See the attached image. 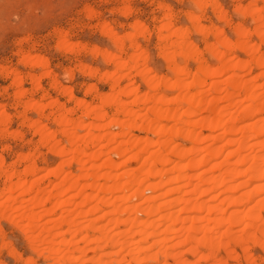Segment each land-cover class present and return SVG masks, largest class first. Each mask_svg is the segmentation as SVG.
<instances>
[{"label": "bare ground", "instance_id": "obj_1", "mask_svg": "<svg viewBox=\"0 0 264 264\" xmlns=\"http://www.w3.org/2000/svg\"><path fill=\"white\" fill-rule=\"evenodd\" d=\"M192 1L203 10L202 0ZM258 2L260 8L252 7ZM216 5L212 13L228 24L234 40L217 28L199 25L200 18L191 12L184 13L194 25L191 30L205 36L204 51L189 39V29L172 26L176 14L169 6L158 5L163 16L155 48L167 62L168 76L155 75L148 67L138 41L149 40L143 24L133 22L131 32L122 36L99 24L115 52L95 46L86 52L100 56L111 71L77 64L79 72L109 82L105 93L94 84L85 87L94 102L77 98L50 72L4 74L11 78L16 109L43 114L45 107L54 108L44 117L54 123L53 130L42 125V119L17 112L21 123L38 136L37 147L60 158L42 173L54 180L41 184L43 169L31 162L39 156L36 148L18 153L22 168L6 166L0 157V218L18 221L32 252L43 255L48 264H261L250 250L264 252V50L249 39L254 36L264 45V0L235 6L237 13L255 22L252 30L233 23ZM119 8L128 13L126 5ZM83 12L95 16L91 8ZM60 34L59 47H78ZM236 50L244 51L246 60L234 57ZM19 55L21 65L48 67L40 55ZM253 68L259 71L252 76ZM132 73L144 85L143 92L128 80ZM43 76L71 108L44 94L37 101L28 96L42 93ZM24 79L32 84L31 91L23 88ZM76 110L81 114L73 117ZM10 116L0 107V126L7 125ZM112 126L119 130L111 132ZM72 127L86 131L78 135ZM73 164L77 170L66 171ZM8 209L13 212L5 214ZM42 219L49 224L40 225ZM5 236L0 228V254L15 259L18 254ZM32 260L24 263L34 264Z\"/></svg>", "mask_w": 264, "mask_h": 264}, {"label": "rangeland", "instance_id": "obj_2", "mask_svg": "<svg viewBox=\"0 0 264 264\" xmlns=\"http://www.w3.org/2000/svg\"><path fill=\"white\" fill-rule=\"evenodd\" d=\"M202 1L204 2L202 7L203 10L196 8L192 0H0V107L5 110L9 116L11 115L10 122L7 125L0 126L1 133L3 134L0 135V157L2 156L4 159L5 165L10 166L14 164L15 166H18V168H22L24 164H19L16 156L19 154L32 153L38 150L36 154L39 156L36 157L37 155H35L31 162L35 163L38 168L43 169L40 173L39 180L40 182L43 180L41 184L46 185L49 181L54 180V178L51 175H49L50 177H47V174V176H45V174L43 176L42 173H45L49 168L55 167L60 162V158L48 152L46 147L40 145L37 147L38 143L36 141L38 140V136L36 134L34 135V131L29 126L21 123V118L18 117L17 112L18 110L23 111V109L15 108L13 102L14 88L10 87L12 86L10 85L11 78L4 75L6 71L14 70L23 76L28 73L41 75L43 71L50 72L51 74H54L63 85L69 87L77 98H81L86 102H94L96 100L93 94L84 93L85 87L88 84H94L97 89L100 90L99 92L105 93L109 89V82H103L97 78H91L90 76L79 72L77 64H86L98 69L100 73L111 71V65L103 62L100 56H93L86 52L87 49L94 46L101 50L106 49L115 52L108 36L101 33L99 30L98 25L101 23L108 24L117 36H122L131 32L130 24L133 22H139L141 25L143 24V28L145 27L150 34L149 40H143L139 37L138 41H140L141 49L148 56V67L152 69L153 74L159 76H168L170 74L166 68L167 62L165 63V60L158 56L157 48H155L157 40L155 33L157 32V26L159 25L158 21H160L163 16V12L158 7L160 3L169 6L170 12L176 14L171 20L172 26L189 29L191 31L189 39L192 40L199 49H203V51V46L205 45L202 39L205 36L203 35V37L201 34L193 32L194 25L186 19L187 16L184 14L186 12H191L198 16L200 18L199 25L209 28L211 26V28H217L222 31L223 35L231 40H234V35L230 31L228 24L218 20L214 13H212L214 5L217 3L220 4L218 8L223 12H226V15L230 17L233 23H239L245 29L249 30H252L253 27L256 26L255 22H251L250 15L248 16L245 14L246 16L244 17L243 14L235 11V6H247L251 0ZM214 1L217 3L215 4ZM123 5L128 7V13L126 15L119 12V7ZM260 6V2L252 5V7L258 8H260ZM85 8H91L94 10L95 16H86L83 12ZM211 8L213 9L211 10ZM240 15H243V17H240ZM262 19H264V17H262ZM262 22H264V20H262ZM65 30L67 32H64ZM59 32H62V36L69 43L76 44L79 48L83 46L82 49L78 50L79 48L76 47L74 50H70L65 46L59 47L56 43V41L58 42ZM212 38V34H209L208 39L210 42L213 41ZM249 41L254 45L257 44V46H261V51L264 50V45H262L256 37H251ZM20 42L22 44H19ZM20 50L21 52H19ZM22 52L24 54L27 52L30 55L36 54L46 58L48 60V67L46 70H43L39 67H33V65L30 66V64L26 65L23 63L24 65H21L22 63L19 62L21 55H19V53L23 54ZM124 56L125 55H123V57ZM233 56L246 60V54L244 51L236 50ZM65 70H69L71 75L66 76L64 74ZM258 71V69L253 68L252 73L250 74H252V76L256 75ZM132 74L133 75L128 80L133 83V87L136 88L137 86L140 93L141 91L143 92L145 90L144 85L141 83L139 77L134 75L135 73ZM40 82L43 87L42 93L35 94L31 92L28 94L33 100L37 101L41 95L44 94L50 99H57L60 103H66V106L69 108L73 106L72 103L67 102L65 96L58 94L56 91L48 87L49 79L46 76H43ZM23 88L31 91L32 84L29 83L28 79H24ZM25 111H23V116L25 115L30 119H42L41 124H46L45 126L48 130H53L55 128L54 123L50 122V119L44 118L46 113L49 114L50 112H53L54 108L45 107L42 112L43 114L38 110L33 111V109ZM80 114L79 110H76L73 112L72 116L78 117ZM71 130L78 135H82L86 131L84 128L75 129L73 127ZM109 130L115 133L119 128L112 126ZM135 134L136 136H141L138 132ZM57 140H60L63 145L65 144L63 136L58 135ZM136 164L137 163H133V166H136ZM76 168L77 166L73 164L68 167L66 171H75ZM2 187L3 179L0 178V188ZM88 190L92 191L90 189ZM149 193L148 190L144 191L146 196ZM9 211L11 212L12 210L8 209L4 213L8 214L10 213ZM105 220L101 219L100 222H105ZM13 222L17 223L13 225ZM46 223L44 219L40 221V225ZM20 226L21 224L18 223V221L13 220L10 222L7 219L0 218V228L3 229L6 235L5 241L8 242L11 245V248H13L16 254H18L16 255L18 257L14 259V257H9L5 252H2L0 254L1 263L30 264L27 262L24 263V261L31 258L33 259L32 261L34 264H48V261L43 258V255L41 256L40 254L39 256V253L32 252V248H30L31 245L28 243L29 240L22 235ZM151 241L152 240L150 239L149 242ZM250 252L261 264H264V252L258 248H251ZM31 264L33 263L31 262Z\"/></svg>", "mask_w": 264, "mask_h": 264}]
</instances>
